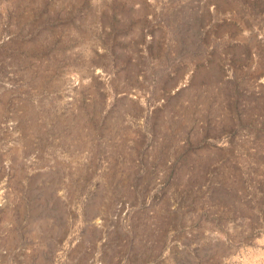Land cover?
I'll list each match as a JSON object with an SVG mask.
<instances>
[{
  "label": "rangeland",
  "instance_id": "374dc122",
  "mask_svg": "<svg viewBox=\"0 0 264 264\" xmlns=\"http://www.w3.org/2000/svg\"><path fill=\"white\" fill-rule=\"evenodd\" d=\"M0 264H264V0H0Z\"/></svg>",
  "mask_w": 264,
  "mask_h": 264
}]
</instances>
